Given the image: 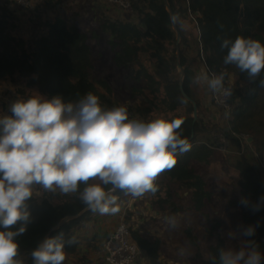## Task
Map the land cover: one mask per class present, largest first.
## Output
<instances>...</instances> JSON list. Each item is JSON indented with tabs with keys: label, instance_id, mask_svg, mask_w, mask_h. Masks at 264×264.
Listing matches in <instances>:
<instances>
[{
	"label": "trees",
	"instance_id": "trees-1",
	"mask_svg": "<svg viewBox=\"0 0 264 264\" xmlns=\"http://www.w3.org/2000/svg\"><path fill=\"white\" fill-rule=\"evenodd\" d=\"M61 1H36L37 20H29L34 23L33 30L41 29L30 36L13 32V14L1 5L0 81L17 85L16 91L26 98L34 96L32 92L36 91L43 98L60 95L65 102H75L92 92L105 105V110L122 106L96 89V82L105 86L107 82L93 76L98 60L91 35L100 37L104 33L112 62L126 70L131 71L132 68L134 76L144 74L152 87L153 98L146 96L131 109L140 114L144 122L159 118L182 119L179 131L182 138L191 144L189 151L177 154L176 165L158 177V191L154 195L147 193L152 199V207L160 213L167 212L169 216L186 210L199 211L207 221L216 225L218 222L211 217L215 209L212 202L215 191L205 179L203 169L224 156L228 157L239 175L235 183L239 195L235 196L234 202L240 209L243 228L258 224L255 235L244 236L243 243L254 240L262 256L261 264H264V204L259 211H253L251 207L264 197V136L259 132L264 123V84L261 83L264 71L253 79L234 65H224L227 49H221L223 39L234 41L238 36L264 42V0H131L132 7L141 15L142 27L122 18L106 16L93 27L91 35L74 25H67L59 16L45 14V11L57 12ZM172 15L179 16L182 28L172 22ZM187 22L197 26V40L187 36L184 29ZM178 33L181 38L179 44ZM178 51L179 62L184 68V90L197 104V120L193 118L192 101L189 100L187 105L180 102L184 95L180 88ZM141 57L146 60L142 62ZM200 66L210 77L226 73L224 85L233 90L228 99L230 112L226 124L208 126V120L201 114L207 107L197 88L199 84L193 82L194 70L198 71ZM159 107L164 109L154 116V108ZM246 117L254 124L250 126L248 121L245 122L241 132V120ZM256 127L258 129H254ZM245 136L251 141L247 142ZM83 187L81 185V190ZM184 191L190 195V202L182 205L178 199L183 197ZM115 195L118 201L128 197L119 191ZM242 199L250 202L248 207L240 203ZM28 205L32 222L27 231L17 237L19 258L23 264H33L31 251L63 218L79 214L87 207L80 201L78 193L63 195L58 190L50 193L40 186L33 188V197ZM132 211H128L130 218ZM96 214L98 212L90 210L82 217L68 221L54 230L50 237L63 233L66 241L73 238L74 242L65 245V252L73 254L78 245L75 230L84 219ZM128 228L148 264H167L161 259L164 242L160 236L151 237L130 225ZM185 231L193 240V230L188 228ZM207 231L208 235L214 233L212 228H207ZM223 248L228 246L221 235L209 246L208 256L199 248L194 259L197 264H219V252Z\"/></svg>",
	"mask_w": 264,
	"mask_h": 264
},
{
	"label": "clouds",
	"instance_id": "clouds-1",
	"mask_svg": "<svg viewBox=\"0 0 264 264\" xmlns=\"http://www.w3.org/2000/svg\"><path fill=\"white\" fill-rule=\"evenodd\" d=\"M171 19L183 27L178 15ZM221 49H227L224 65H234L253 79L264 71V42L238 36L234 41L223 39ZM225 76V72L211 77L201 72L194 82L227 101L233 90L225 87ZM180 102L187 105L189 99L181 96ZM9 111L10 116L0 118V264H23L17 237L32 222L28 201L35 186L50 193H78L92 212L115 215L120 211L117 191L133 198L154 195L158 177L176 165L177 154L191 148L179 131L182 119H130L127 107L105 110L92 92L75 102H65L60 95H34L12 102ZM240 203L250 204L246 199ZM262 204L264 197L251 205L252 210L259 211ZM165 221L171 229L180 223L176 216ZM257 227L249 225L240 235L253 237ZM72 242L63 233L45 237L31 251L33 264H63L65 245ZM180 252L186 254V249ZM261 260L254 240H246L239 251L229 247L219 252V264H261Z\"/></svg>",
	"mask_w": 264,
	"mask_h": 264
},
{
	"label": "rangeland",
	"instance_id": "rangeland-1",
	"mask_svg": "<svg viewBox=\"0 0 264 264\" xmlns=\"http://www.w3.org/2000/svg\"><path fill=\"white\" fill-rule=\"evenodd\" d=\"M23 1L26 3V8L25 5H19L14 0H0V13L3 12L2 6L10 10L13 14L12 22L15 27L13 28V32L19 35L23 34L25 36H30L41 29L38 28L33 30L34 23L29 20V18H32L33 21L37 20V0ZM122 1L124 3H129L131 8L127 10L121 3L110 4L106 0H62L57 12L45 11V14L53 17L59 16L67 25H74L80 30L90 33V35L93 27H96L106 16L110 19L122 18L142 27V23L140 22L141 15L137 9L132 7V1ZM184 29L189 39H198L199 30L194 23L187 22L184 24ZM104 35V33H102L100 37H93V35H91L93 37H91V40L94 54L98 60L93 76L94 78L104 79L107 82V86L96 82V89L100 93L108 94L113 102L127 107L128 112L134 114V119L144 121L140 114L133 111L131 107L135 108L138 102L141 103L145 100L146 96L153 98L154 93L151 92L152 87L149 86L148 80L145 79L146 76L144 74L134 76L131 72L133 71L132 68L131 71L130 69L126 70L117 67L112 62L110 53L107 52L109 50V45ZM145 60L146 59L141 57L142 62ZM182 68L178 67L180 76V69ZM201 72H205L202 66L198 68V71L194 70L193 82L194 77ZM0 82V90H2L0 93V112L3 111L2 99L4 97L8 99L9 104L17 99H27L16 91L17 85L8 81ZM202 87V84L197 86V88L200 89L201 96H204L207 110H202L201 114L208 120V126L226 124L228 121L227 115H229L230 110L227 111L220 105L217 101V95H213L210 92L206 93V90ZM142 90H144V94H142ZM32 93L35 96H39L36 91ZM100 104L102 108H104L105 105L101 102ZM163 109L164 107L154 108V116ZM247 118L248 117H246L245 120H241L243 123L241 132H243L245 128V122L248 121L247 123H249L250 126L254 124L253 120ZM262 125L259 132L261 136H264V123ZM254 129L258 128L256 127ZM227 158L228 157L224 156V158L213 162L209 167L203 169L205 179L208 181L211 189L215 191L212 200L215 209L211 212V217L215 218L216 222H218L217 224H219L218 226L217 224L215 225V222L207 221L205 216L199 211L186 210L176 215L180 221L179 226L175 229H171L165 221V217H169L168 213H160L153 208L152 199L147 196V193L142 197L136 198L135 202H133V204L136 203V209L132 211L133 215L131 218L128 212L132 209L131 205L123 208L124 213L120 210L116 215H111L112 217L99 215V213L98 215L102 218L101 221L104 223H106L107 220L112 221L114 230L120 220L124 218L128 222V225L141 230L144 234L150 235L151 237L160 236L164 242L161 259L167 264H197L194 258L198 249L200 248L201 253L208 256L209 246L221 235L225 238L228 248L231 247L239 251L244 239V236L240 235L241 229H243L244 226L240 215V209L234 202L235 196L238 197L239 195L238 185L235 184L239 179V175L238 172L233 169ZM124 202H126L125 197H122V200L118 201L119 205ZM189 202L190 195L187 191H184L183 197L178 199V203L184 205ZM85 220L86 219L82 222ZM188 228H191L195 234L192 237L194 241L188 238V234L185 231ZM207 228L213 229V235H208ZM94 245H99V247L82 245L78 246L75 253H66V260L63 264H105L104 246L99 244L98 241H95ZM182 248L186 249V254H181L180 249ZM139 264H148L144 256L141 258Z\"/></svg>",
	"mask_w": 264,
	"mask_h": 264
},
{
	"label": "built area",
	"instance_id": "built-area-1",
	"mask_svg": "<svg viewBox=\"0 0 264 264\" xmlns=\"http://www.w3.org/2000/svg\"><path fill=\"white\" fill-rule=\"evenodd\" d=\"M19 5L26 8V3L23 0H14ZM110 4L121 3L125 9L129 10L131 5L122 0H106ZM226 87V86H225ZM217 101L227 111L230 110L228 100L224 101L223 97L217 95ZM129 113V118L134 119V114ZM128 222L122 218L115 230L109 236L104 244L105 264H139L143 257V251L140 246L132 240L130 235Z\"/></svg>",
	"mask_w": 264,
	"mask_h": 264
},
{
	"label": "crops",
	"instance_id": "crops-1",
	"mask_svg": "<svg viewBox=\"0 0 264 264\" xmlns=\"http://www.w3.org/2000/svg\"><path fill=\"white\" fill-rule=\"evenodd\" d=\"M230 80L233 81V78L231 77ZM0 86H1V84H0ZM203 89H205L204 86H203ZM1 92H2V90H0V93ZM206 93H207V90H206ZM2 100H3L2 101V105H3L2 110L3 111L0 112V117L10 116V114H11L9 111V105L10 104L8 102V99L6 97H4ZM247 139H248V140H246L247 142L251 141L250 137H247ZM127 198L128 199H126V202L119 205L121 211H123V208L128 206V205H131V207H132L131 210L136 209V203L133 204V202H135L136 198H133L131 196H128ZM123 213H124V211H123ZM99 215H101V214H99ZM99 215L96 214V215H92L90 217H87L84 222H81L79 228L77 230H75V235L77 236V241H78L77 248H78V246H82V245L99 247V245H94L95 241H98L99 244L104 246L106 240L109 238V236L114 231V225H113L112 221H110V220H107L106 223L102 222L101 221L102 218ZM106 216L112 217L111 215H106Z\"/></svg>",
	"mask_w": 264,
	"mask_h": 264
},
{
	"label": "water",
	"instance_id": "water-1",
	"mask_svg": "<svg viewBox=\"0 0 264 264\" xmlns=\"http://www.w3.org/2000/svg\"><path fill=\"white\" fill-rule=\"evenodd\" d=\"M165 1L167 2V0H165ZM172 17H173V15H172ZM177 35H178V44H179L181 38H180V34H179V33H178ZM179 59H180V55H179V51H178V67H179V68H182V66H181V64H180V62H179ZM180 72H181V76H182V77H181V84H180V88H181L182 94H183L184 96H187L188 99L192 101V103H193V107H194L193 118H194L195 120H197V119H198V107H197V104H196L195 101H193V100H192V99L186 94V92H185V90H184V83H183V80H184V70H183V68L180 69ZM205 89L207 90L206 87H205ZM207 93H208V90H207ZM88 211H90V209H88V208L86 207V208H85L83 211H81L79 214H76V215H70V216H67V217L63 218V219L58 223L57 226H55L54 228H52V229L50 230V232L46 235V237H50L51 233H52L54 230L58 229L59 227H61V226H62L63 224H65L66 222H68V221H70V220H74V219L80 218V217H82L85 213H87Z\"/></svg>",
	"mask_w": 264,
	"mask_h": 264
}]
</instances>
